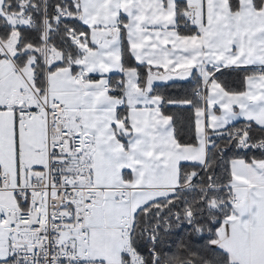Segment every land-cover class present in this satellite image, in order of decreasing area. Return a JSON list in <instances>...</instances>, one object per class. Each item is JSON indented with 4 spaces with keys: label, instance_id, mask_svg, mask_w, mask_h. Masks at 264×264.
Wrapping results in <instances>:
<instances>
[{
    "label": "snow or ice",
    "instance_id": "snow-or-ice-1",
    "mask_svg": "<svg viewBox=\"0 0 264 264\" xmlns=\"http://www.w3.org/2000/svg\"><path fill=\"white\" fill-rule=\"evenodd\" d=\"M0 264H264V0H0Z\"/></svg>",
    "mask_w": 264,
    "mask_h": 264
},
{
    "label": "trees",
    "instance_id": "trees-1",
    "mask_svg": "<svg viewBox=\"0 0 264 264\" xmlns=\"http://www.w3.org/2000/svg\"><path fill=\"white\" fill-rule=\"evenodd\" d=\"M223 79L233 82V86H236L239 82L236 74L229 73V72H225ZM192 86L193 85L186 83V82L175 81V82L168 83V84L155 85V88H156L157 93L159 94L165 95L167 97H172V98H181L186 94V92ZM169 111L179 113L182 116V118L190 115L189 111L184 108L170 107Z\"/></svg>",
    "mask_w": 264,
    "mask_h": 264
},
{
    "label": "water",
    "instance_id": "water-1",
    "mask_svg": "<svg viewBox=\"0 0 264 264\" xmlns=\"http://www.w3.org/2000/svg\"><path fill=\"white\" fill-rule=\"evenodd\" d=\"M172 82H175V81H168V82L160 81V82H157L156 85L168 84V83H172Z\"/></svg>",
    "mask_w": 264,
    "mask_h": 264
}]
</instances>
